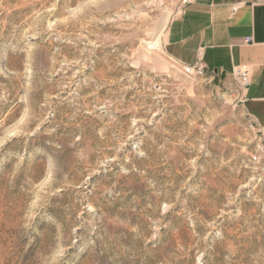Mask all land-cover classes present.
<instances>
[{
  "label": "rangeland",
  "instance_id": "374dc122",
  "mask_svg": "<svg viewBox=\"0 0 264 264\" xmlns=\"http://www.w3.org/2000/svg\"><path fill=\"white\" fill-rule=\"evenodd\" d=\"M185 1L0 0V264H264V134L170 55Z\"/></svg>",
  "mask_w": 264,
  "mask_h": 264
},
{
  "label": "crops",
  "instance_id": "0c3cea01",
  "mask_svg": "<svg viewBox=\"0 0 264 264\" xmlns=\"http://www.w3.org/2000/svg\"><path fill=\"white\" fill-rule=\"evenodd\" d=\"M181 8L166 32L170 55L225 73L247 70L243 107L264 134V0H186Z\"/></svg>",
  "mask_w": 264,
  "mask_h": 264
},
{
  "label": "built area",
  "instance_id": "2783aa9c",
  "mask_svg": "<svg viewBox=\"0 0 264 264\" xmlns=\"http://www.w3.org/2000/svg\"><path fill=\"white\" fill-rule=\"evenodd\" d=\"M203 68L204 66L200 59H198V61L193 64H183L182 65V70H184L186 73H197L198 74L199 72H202L204 70ZM234 74L238 77V79L241 81V83L245 87L248 81L247 70L245 69L243 70L239 68L235 70Z\"/></svg>",
  "mask_w": 264,
  "mask_h": 264
}]
</instances>
